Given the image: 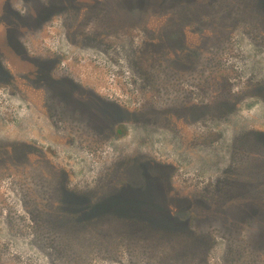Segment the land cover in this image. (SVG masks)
Here are the masks:
<instances>
[{
	"label": "rangeland",
	"instance_id": "1",
	"mask_svg": "<svg viewBox=\"0 0 264 264\" xmlns=\"http://www.w3.org/2000/svg\"><path fill=\"white\" fill-rule=\"evenodd\" d=\"M0 264H264V0H0Z\"/></svg>",
	"mask_w": 264,
	"mask_h": 264
},
{
	"label": "trees",
	"instance_id": "2",
	"mask_svg": "<svg viewBox=\"0 0 264 264\" xmlns=\"http://www.w3.org/2000/svg\"><path fill=\"white\" fill-rule=\"evenodd\" d=\"M61 197H62V195H61ZM67 203H68V205L72 204L71 201H69V200H68ZM73 205H74V204H73ZM70 207H72V206L70 205ZM80 208L82 209V207H80ZM59 221H60V222H59ZM59 221H58V224H57L59 230L63 229L65 226H66V228H69V224H68L69 222H68V220H67L66 222H65V219H63L62 221H61V220H59ZM66 223H67V224H66ZM63 226H64V227H63ZM186 251H187L186 248H185V249H182V248L179 247V248H178V255H179V254H180L179 256L187 255V252H186ZM187 256H188V255H187ZM184 257H185V256H184Z\"/></svg>",
	"mask_w": 264,
	"mask_h": 264
}]
</instances>
